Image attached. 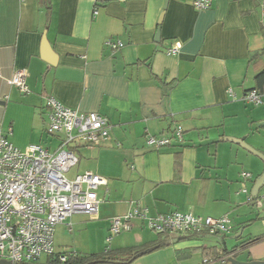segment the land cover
Returning a JSON list of instances; mask_svg holds the SVG:
<instances>
[{
	"label": "crops",
	"instance_id": "crops-1",
	"mask_svg": "<svg viewBox=\"0 0 264 264\" xmlns=\"http://www.w3.org/2000/svg\"><path fill=\"white\" fill-rule=\"evenodd\" d=\"M193 1L107 0L96 7L95 0H0V134L20 149L54 150L58 138L46 133L49 96L111 125L101 145L74 149L78 162L67 174L89 171L106 179L96 191L98 218L74 214L57 225L55 254L147 248L129 264H264V237L245 245L264 236V205L254 219L242 212L262 201L251 200V189L264 162L229 140L244 139L264 156V105L243 100L256 89L264 101V77L257 79L264 70V17L258 0H211L206 10ZM44 34L55 65L41 56ZM175 43L178 53L166 54ZM20 69L27 70V94L8 83ZM177 126L181 141L172 136ZM149 136L172 139L156 149ZM244 170L252 176L245 193ZM137 204L149 216L227 215L240 225L232 222L223 239L171 235L156 248L159 236L133 219L129 231L108 241L111 219ZM244 221L260 226L244 233ZM207 253L223 254L224 262L205 260Z\"/></svg>",
	"mask_w": 264,
	"mask_h": 264
},
{
	"label": "built area",
	"instance_id": "built-area-1",
	"mask_svg": "<svg viewBox=\"0 0 264 264\" xmlns=\"http://www.w3.org/2000/svg\"><path fill=\"white\" fill-rule=\"evenodd\" d=\"M99 1L107 0H95L96 7ZM258 2L264 17V0ZM210 5L211 0L193 1L197 10H206ZM96 14L94 8L93 15ZM106 44L112 49L122 47L120 42L107 41ZM179 47L177 43L167 45L166 54H177ZM26 77V69L16 70L8 83L27 94ZM262 97V93L252 89L244 94L243 100L261 106L264 105ZM46 108V133L59 139L54 150L36 144L20 149L0 134V260L11 264H31L42 257L53 256L55 227L67 222L72 215L85 214L96 220L99 206L96 191L107 182L89 171L73 178L67 174L78 162L75 148L99 146L109 139L108 120L95 112L80 113L70 109L53 96L46 99ZM182 134V128L177 126L172 136L181 141ZM171 139L149 136L146 142L158 149L170 145ZM240 177L241 191L245 193V182L252 176L242 171ZM259 198L264 200V192ZM133 219L143 220L148 229L162 236L227 235L232 231V221L227 215L213 218L174 211L149 216L147 208L137 204L123 217L111 219L108 241L129 231ZM59 260L64 261L65 257L59 256ZM218 262L224 260L218 259Z\"/></svg>",
	"mask_w": 264,
	"mask_h": 264
},
{
	"label": "trees",
	"instance_id": "trees-1",
	"mask_svg": "<svg viewBox=\"0 0 264 264\" xmlns=\"http://www.w3.org/2000/svg\"><path fill=\"white\" fill-rule=\"evenodd\" d=\"M263 77H264V70H262L258 74L257 79H262ZM165 86L168 88L171 86V84ZM258 199H259V195H257L256 198H251V200L254 201L255 203L258 201ZM158 236L159 239L156 242V248H160L168 245L170 240L169 236L167 235L165 236L158 235ZM263 237L264 236L252 239L249 242H247L245 245L258 242ZM148 252L149 249L141 248L137 250L127 249L121 251H107L105 253L93 254V255L76 254V253L54 254L53 256H50L46 259L45 264H129L137 257L142 256ZM59 256H64L65 260L64 261L59 260ZM222 256L224 255L216 254L210 258V256H208L207 253L205 260L220 259V257Z\"/></svg>",
	"mask_w": 264,
	"mask_h": 264
},
{
	"label": "water",
	"instance_id": "water-1",
	"mask_svg": "<svg viewBox=\"0 0 264 264\" xmlns=\"http://www.w3.org/2000/svg\"><path fill=\"white\" fill-rule=\"evenodd\" d=\"M162 14L160 16V20L162 18ZM159 38V33L156 34V41H158ZM41 56L44 60H46L50 65H55L56 64V57L54 56V54L52 53V50L50 48V45L46 39L45 34L42 36V40H41ZM230 141L239 144L241 147H243L245 150H247L249 153L255 155L256 157H258L259 159H261L264 162V156L254 150L253 148H251L249 145H247L244 142V139H229ZM264 186V172L263 174L255 180L254 185L251 189V196L252 198H256L259 191L262 189V187ZM0 264H11L10 262L4 261V260H0Z\"/></svg>",
	"mask_w": 264,
	"mask_h": 264
},
{
	"label": "rangeland",
	"instance_id": "rangeland-1",
	"mask_svg": "<svg viewBox=\"0 0 264 264\" xmlns=\"http://www.w3.org/2000/svg\"><path fill=\"white\" fill-rule=\"evenodd\" d=\"M58 142H59V139L52 140V144H51L50 147H52V148L54 147L55 148L57 146ZM44 148H45V146H44ZM244 172H248V171L244 170ZM262 191H263V189H262ZM262 205H264V200H262L260 202L258 201L255 204V206H253V207H249V206L245 207L242 210V212L248 210L250 212V214L248 215V218L254 219V218H256V216H258L259 214H261L263 212V210L261 209ZM229 217H230V219H232V222L235 225H237V224L240 225L239 223H237V221L234 220V217L235 216H233V217L232 216H229ZM244 222H245L244 233L245 232L246 233H248V232H252L253 233L255 230H258V228L260 226V224H258L255 221L254 222H247V223H246V221H244ZM209 237L210 238L214 237V238H217V239H223L222 235H220V234H218V235H210ZM227 240L232 241L233 240V237L232 236H229L227 238Z\"/></svg>",
	"mask_w": 264,
	"mask_h": 264
}]
</instances>
